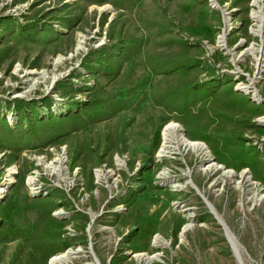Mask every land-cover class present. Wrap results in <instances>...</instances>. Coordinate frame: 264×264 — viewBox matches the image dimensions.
<instances>
[{"label": "rangeland", "instance_id": "obj_1", "mask_svg": "<svg viewBox=\"0 0 264 264\" xmlns=\"http://www.w3.org/2000/svg\"><path fill=\"white\" fill-rule=\"evenodd\" d=\"M252 1L0 0V264H264Z\"/></svg>", "mask_w": 264, "mask_h": 264}, {"label": "bare ground", "instance_id": "obj_2", "mask_svg": "<svg viewBox=\"0 0 264 264\" xmlns=\"http://www.w3.org/2000/svg\"><path fill=\"white\" fill-rule=\"evenodd\" d=\"M252 6H253V10H252L253 13L252 14H254L255 23L257 24V27H258L256 33L261 38L262 42H264V34H263V29H264V0H253ZM223 39H224V37L221 36L220 37V43H224ZM252 51L259 54L261 52V47H259L258 49L253 48ZM229 52L231 53V51H229ZM257 60H258V58H257ZM233 61H236L235 56H234ZM244 90H246V92H249L250 87H248V86L244 87ZM252 93L254 94L255 98L260 97V95H258L257 91H252ZM162 140H163V142H162V147L159 151V157H168V156L173 155V154L181 153V151H184V152L191 151V152L195 153L196 155L203 157V158L210 157V151L208 150V148L205 144L197 142V141H192V140L188 139L187 137H185V135L183 134L182 128L174 122H171L164 127V130L162 133ZM64 162H65V159L62 157V158L58 159V165L44 163L43 166H44V168H46L48 170H51L53 172H57L58 174H61L64 172V167H63ZM207 168L210 169L211 171L221 172L224 178L234 180V176H235L234 173L230 170L227 172H224L222 166H220L219 164L213 163V164H210ZM243 176L246 179L248 178L246 172L243 173L242 177ZM99 177L102 178V176H99ZM5 192H6L5 187H2V189L0 190V198H2V196L4 195ZM228 237L230 238V241L232 242V244L235 243L231 236H228ZM155 243L157 245H159V243L162 244L163 242H161L160 240H157ZM141 257L142 256H138L137 257L138 260H141L142 259ZM73 258L74 257L71 254V251L66 252L64 254L55 256L53 259H51V261H52L51 264H67ZM155 259H156V257H148V256L146 257L145 256V261L147 263L151 262Z\"/></svg>", "mask_w": 264, "mask_h": 264}]
</instances>
